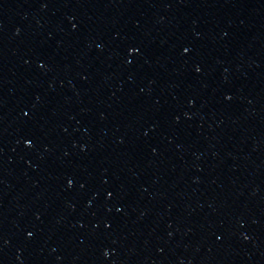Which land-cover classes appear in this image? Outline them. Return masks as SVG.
Returning <instances> with one entry per match:
<instances>
[{
  "label": "water",
  "instance_id": "1",
  "mask_svg": "<svg viewBox=\"0 0 264 264\" xmlns=\"http://www.w3.org/2000/svg\"><path fill=\"white\" fill-rule=\"evenodd\" d=\"M0 264H264V0H0Z\"/></svg>",
  "mask_w": 264,
  "mask_h": 264
}]
</instances>
